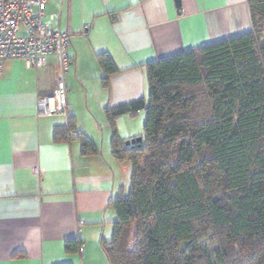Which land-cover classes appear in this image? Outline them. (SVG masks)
Listing matches in <instances>:
<instances>
[{
  "label": "crops",
  "instance_id": "crops-1",
  "mask_svg": "<svg viewBox=\"0 0 264 264\" xmlns=\"http://www.w3.org/2000/svg\"><path fill=\"white\" fill-rule=\"evenodd\" d=\"M180 4L177 11L174 0H47L44 22L70 36L67 109L65 115H40L38 94L52 92L51 72L23 60L4 63L0 264H108L100 239L112 236L116 214L109 203L128 189L131 166L111 154L106 111L147 97L149 62L251 30L247 0ZM103 54L117 69L108 88L97 61ZM138 117L143 113L113 119L122 140L142 136ZM68 118L94 143L95 155H81L77 139L54 140ZM69 240L81 243L77 252H65Z\"/></svg>",
  "mask_w": 264,
  "mask_h": 264
},
{
  "label": "trees",
  "instance_id": "trees-1",
  "mask_svg": "<svg viewBox=\"0 0 264 264\" xmlns=\"http://www.w3.org/2000/svg\"><path fill=\"white\" fill-rule=\"evenodd\" d=\"M247 5L250 31L149 62L147 97L106 111L111 154L131 166L109 203L112 236L100 239L108 264H264V0ZM97 61L108 88L117 69ZM137 111L142 141L125 146L113 119ZM73 131L68 118L54 140L95 155Z\"/></svg>",
  "mask_w": 264,
  "mask_h": 264
},
{
  "label": "built area",
  "instance_id": "built-area-1",
  "mask_svg": "<svg viewBox=\"0 0 264 264\" xmlns=\"http://www.w3.org/2000/svg\"><path fill=\"white\" fill-rule=\"evenodd\" d=\"M46 4L47 0H0V78L4 63L10 60H23L35 71L47 69L54 87L50 94H38V113L65 115L70 36L44 22Z\"/></svg>",
  "mask_w": 264,
  "mask_h": 264
},
{
  "label": "water",
  "instance_id": "water-1",
  "mask_svg": "<svg viewBox=\"0 0 264 264\" xmlns=\"http://www.w3.org/2000/svg\"><path fill=\"white\" fill-rule=\"evenodd\" d=\"M176 10L179 11L181 8L180 0H174ZM142 141L141 137H137L128 141H125V146H131L133 147L136 143H140Z\"/></svg>",
  "mask_w": 264,
  "mask_h": 264
},
{
  "label": "rangeland",
  "instance_id": "rangeland-1",
  "mask_svg": "<svg viewBox=\"0 0 264 264\" xmlns=\"http://www.w3.org/2000/svg\"><path fill=\"white\" fill-rule=\"evenodd\" d=\"M136 119H137V122H140V121H142V122H143V120H144L143 118H139V117H138V118H136Z\"/></svg>",
  "mask_w": 264,
  "mask_h": 264
}]
</instances>
